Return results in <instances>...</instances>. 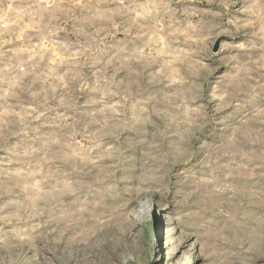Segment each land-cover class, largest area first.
<instances>
[{
	"label": "clouds",
	"instance_id": "9594fccd",
	"mask_svg": "<svg viewBox=\"0 0 264 264\" xmlns=\"http://www.w3.org/2000/svg\"><path fill=\"white\" fill-rule=\"evenodd\" d=\"M107 3L125 16V10H134L125 0ZM173 3L179 7L173 9ZM161 6L168 15L154 19L148 14L142 23L151 29L164 22L165 53L129 57V79L97 73L91 88L97 95L82 104L73 100L71 120L57 119L49 133L53 143L70 141L68 157L54 156L66 166L58 176L84 173L69 182L68 191L79 202L74 201L71 212L52 202L25 208L24 219L34 222L0 233V264H66L48 244L49 234L58 230L61 238L69 230L74 233L69 246L83 252L80 264H99L105 248L115 251L130 223L120 217L115 196L130 194L147 181L164 191L173 184L181 223L201 243L205 264H264V0H169ZM225 32L240 41L208 63L197 59L205 39ZM149 89L152 107L127 121L135 135L109 166L113 192L88 199L100 182L99 172L90 175L88 165L97 167L103 159L108 133L101 129L107 126L108 109ZM37 108L34 119L49 111ZM94 124L95 133L90 131ZM194 150L196 160L173 176L177 160H191ZM117 171L122 175L116 176ZM241 185L255 188L254 198L237 192ZM44 250L53 256H44Z\"/></svg>",
	"mask_w": 264,
	"mask_h": 264
},
{
	"label": "rangeland",
	"instance_id": "374dc122",
	"mask_svg": "<svg viewBox=\"0 0 264 264\" xmlns=\"http://www.w3.org/2000/svg\"><path fill=\"white\" fill-rule=\"evenodd\" d=\"M168 2L125 0L134 9L125 10V16L114 11L107 0H0V233L33 223L24 219V210L30 206L52 202L71 212L79 202L68 191L72 187L69 182L80 180L84 173L58 176L66 166L54 156L68 157L71 147L68 140L52 142V126L63 116L71 120L74 108L69 105L73 100L82 104L97 95L91 91L97 73L129 79L133 71L129 57L145 59L165 53L168 40L164 22L149 29L142 21L148 14L154 19L168 15L169 10L161 6ZM176 7L179 5L173 3L172 8ZM240 39L227 32L211 35L203 41L197 59L208 63ZM153 94L149 89L124 105L113 102L108 109L103 120L107 126L101 129V134L108 133L104 136L103 159L97 161V167L88 165L90 175L99 172L100 182L89 190L88 199L113 192L109 166L135 135L127 121L152 107L149 97ZM38 105L49 111L34 119ZM97 127L91 125L90 131L95 133ZM198 155L194 150L191 160H177L172 175L177 169H187ZM236 191L249 198L256 194V189L247 185L238 186ZM113 202L120 217L130 223L115 251L105 248L99 264H205L201 243L181 223L172 183L164 191L147 181L130 194L115 196ZM72 234L69 230L61 238L59 230L52 232L48 244L66 264H80L83 252L76 250L75 244L69 246ZM25 251L32 254L27 245ZM44 256L53 254L44 250ZM54 264L60 262L54 260Z\"/></svg>",
	"mask_w": 264,
	"mask_h": 264
}]
</instances>
